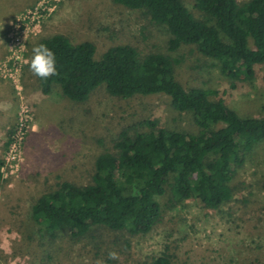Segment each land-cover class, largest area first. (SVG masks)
I'll return each instance as SVG.
<instances>
[{"label": "rangeland", "instance_id": "obj_1", "mask_svg": "<svg viewBox=\"0 0 264 264\" xmlns=\"http://www.w3.org/2000/svg\"><path fill=\"white\" fill-rule=\"evenodd\" d=\"M243 3L247 0H238ZM198 19L195 0H184ZM47 10L40 27L25 39L30 63L38 41L63 35L73 43L92 42L96 58L109 47L131 45L142 55L163 53L181 59L175 76L185 89L218 91L215 98L242 116H264V65L252 81L234 83L221 74L215 61L196 48L168 51V33L142 11L129 10L113 0H0V160L27 106L31 121L22 144L17 170L0 181V264H151L167 252L175 264H264V142L232 182L234 198L217 211L196 200L176 204L161 200L163 217L144 236L93 230L74 241L68 233L50 240L32 220L39 197L59 182L80 186L92 182L97 156L113 149L120 132L143 119H155L171 130L196 132L190 115L172 107L163 94L121 99L103 88L85 104L74 103L55 90L44 96L27 68L9 69L13 25L39 5ZM7 63V64H6ZM6 65V66H5ZM12 74L20 81L17 89ZM118 254L110 259L109 253Z\"/></svg>", "mask_w": 264, "mask_h": 264}, {"label": "trees", "instance_id": "obj_2", "mask_svg": "<svg viewBox=\"0 0 264 264\" xmlns=\"http://www.w3.org/2000/svg\"><path fill=\"white\" fill-rule=\"evenodd\" d=\"M113 2L142 11L163 27L170 53L194 47L234 83L252 81L256 68L264 65V0H195L203 19L184 0ZM39 44L57 59L55 76L42 80L31 72L42 95L58 90L68 100L85 104L101 88L121 99L163 94L196 127V132H183L143 119L124 128L113 149L97 156L90 184L62 181L37 199L32 220L44 237L55 240L68 233L79 241L101 229L147 235L162 219L161 200L167 195L176 204L196 200L213 211L232 202L234 178L264 142V116L239 115L215 98L218 91L185 89L175 76L181 59L168 54L144 56L126 44L109 47L98 59L94 43L73 44L60 34ZM2 164L0 160V169ZM151 264L175 263L164 252Z\"/></svg>", "mask_w": 264, "mask_h": 264}, {"label": "built area", "instance_id": "obj_3", "mask_svg": "<svg viewBox=\"0 0 264 264\" xmlns=\"http://www.w3.org/2000/svg\"><path fill=\"white\" fill-rule=\"evenodd\" d=\"M47 10L52 12L51 9L43 7L41 4L34 8L33 11H29L24 17L19 18L13 25V33L10 36L11 43L9 45L11 56L8 61H6L9 63V66H12V68L9 69L10 71H14L18 74L20 73L22 67L28 64V59L25 57V39L27 38L30 31L33 33L40 27ZM4 78H12L16 88L20 89V81L18 78L14 77L12 74H10L8 77L4 76ZM30 121L31 115L29 114L28 107L25 106L22 109L16 130L10 139L9 152L6 161L2 164L0 169L4 178H7L8 174L13 175L15 170H17L18 163L20 162L18 160V157L21 153L20 149L22 148Z\"/></svg>", "mask_w": 264, "mask_h": 264}, {"label": "clouds", "instance_id": "obj_4", "mask_svg": "<svg viewBox=\"0 0 264 264\" xmlns=\"http://www.w3.org/2000/svg\"><path fill=\"white\" fill-rule=\"evenodd\" d=\"M29 70L40 79H48L57 74V59L55 53L45 44L32 48ZM110 259H117L118 254L109 253Z\"/></svg>", "mask_w": 264, "mask_h": 264}]
</instances>
